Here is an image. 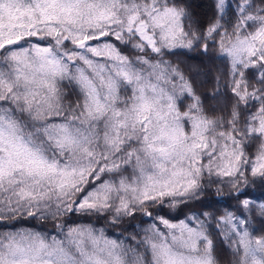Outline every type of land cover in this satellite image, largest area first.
Listing matches in <instances>:
<instances>
[{
    "label": "clouds",
    "instance_id": "clouds-1",
    "mask_svg": "<svg viewBox=\"0 0 264 264\" xmlns=\"http://www.w3.org/2000/svg\"><path fill=\"white\" fill-rule=\"evenodd\" d=\"M87 3L104 10L106 18L84 25L85 34L97 37L86 47L77 48L71 42L57 46L55 40H27L20 48L0 50V74L5 81L0 90V116L4 118L0 131V159L4 162L0 207L7 209L11 200V205L19 209L0 216V250L6 252L3 246L9 243L12 233L54 232L52 236L62 238L70 227L87 226L95 234L103 232L106 239L117 242L121 264H163L147 242L154 235L152 230L163 233L167 243L183 255H203L208 251L206 242L200 243L198 252H190L174 243V233L161 223L167 220L179 224L198 217L205 221V231L212 241L208 252L212 264H241L234 245L220 232L216 218L223 213L222 206L230 201L237 182L248 181L254 191L257 186L264 190L261 175L253 176L250 171L256 159L264 155V131H256L259 125L251 121L253 112L264 108L259 100L264 96L259 91L264 89V83L253 82V90L259 92L255 100L241 102L233 95L218 42L236 32L238 26L245 33L264 27L260 23L246 27L247 15H264V0H233L231 4L224 0L222 12L217 10L215 0L214 9L203 18L193 16L187 0ZM242 3L249 6L244 16ZM165 9L181 13L179 21L185 36L193 40L191 48L173 46L162 39L166 29L155 20ZM214 25L219 26V34L208 37V29ZM197 42L201 47H196ZM36 43L54 49L68 66L62 75L48 78L51 87L41 83L40 74L31 81V71L22 66L17 80L18 66L9 58L11 51ZM205 44L210 45L207 51ZM90 49H97L99 54ZM186 56L198 57L200 64H190ZM155 65L177 70L190 83L191 93L181 91L179 81L171 76L159 79L153 72ZM194 69L203 75H194ZM23 74L30 81H25ZM9 84L11 91L7 90ZM169 95L175 105L172 110L168 107L172 103L167 99ZM145 100L153 105L150 111L143 110ZM49 122L67 125L74 143L49 139L44 133ZM85 150L92 153L91 163ZM234 153L242 154L238 173ZM41 161L57 163L61 168L71 165L77 175L47 176ZM80 167L101 171L95 175L86 171L80 177ZM229 171L231 175L226 174ZM65 181L78 184V188L57 190ZM105 185L107 189H102ZM85 189L101 190L99 204L104 206L81 211L77 205L75 212L57 216L26 214L30 206L36 208L37 201L44 207L55 204L58 197L61 203L70 201L74 205ZM31 191L36 193L35 200L19 199ZM42 193L46 198H41ZM252 223L260 226L259 221ZM84 247L89 255L93 253L90 244ZM96 255L109 260L106 251ZM73 256L77 264H83L85 257L76 250Z\"/></svg>",
    "mask_w": 264,
    "mask_h": 264
},
{
    "label": "snow or ice",
    "instance_id": "snow-or-ice-1",
    "mask_svg": "<svg viewBox=\"0 0 264 264\" xmlns=\"http://www.w3.org/2000/svg\"><path fill=\"white\" fill-rule=\"evenodd\" d=\"M218 5L217 10L222 12L224 0H218ZM240 10L242 16L246 15L249 10L248 4L242 3ZM180 15L181 13L175 9H165L155 22L166 29L162 39L169 40L173 46L179 44L181 47L191 48L193 40L186 38L184 28L179 21ZM105 18L104 10L95 9L93 5L87 3V0H30L28 3H25V0H0V50L20 48L21 43L27 40H48L49 43L55 40L57 46L71 42L77 48H84L90 41L94 42L97 39V37L85 34L87 30L84 25L92 21L99 22ZM247 21V28H252L257 23L264 24V15H247ZM60 26H63L62 30ZM218 34L219 26L214 25L208 29V37ZM105 35L107 34L105 33ZM149 42L154 44V41L149 40ZM196 47H201L199 42ZM209 47L210 45H203L204 51H207ZM218 48L223 57L221 63L225 65V74L231 77L233 95L241 102L255 100L259 96V92L253 90V82L264 83V27H260L254 33H245L238 26L237 31L232 35H225L219 40ZM153 50L158 52L159 48L154 47ZM90 51L99 54L97 49H90ZM9 58L18 66L17 80L21 78L20 68L22 66L31 71V81H35L36 74H40L43 77L41 83L49 87L51 85L48 84V78L62 75L68 67L58 58L54 49L41 46L39 43L33 44L30 48L11 51ZM68 59L71 57L69 56ZM81 59L89 63L85 57L81 56ZM209 59L215 63L213 57H209ZM78 72L85 84L89 85L90 81L84 77L82 70L78 69ZM153 72L159 79L173 77L179 81L181 91L185 94L191 93L190 83L186 82L184 76L170 66L155 65ZM23 78L25 81H30L27 74H23ZM4 83L3 75L0 74V90L3 89ZM173 86L176 87V85ZM11 88L12 86L9 84L7 90L11 91ZM153 90H155L154 86ZM52 91L54 92V89ZM259 91L264 92V89ZM167 99L170 102L173 101L171 95ZM259 100L264 103V96H259ZM174 106V102L169 103V110H172ZM51 107L49 105V108ZM142 107L143 110L150 111L153 105L145 100ZM3 119L0 116V131H2ZM52 119L56 118H50V121ZM141 119L146 120L147 117H141ZM251 121L253 124L259 125L256 131H264V108H261L259 112L254 111ZM44 133L48 135L49 139L55 138L57 142L63 140L66 144L74 143L67 125L49 122L44 128ZM2 150L0 148V151ZM85 154L88 155L91 163L92 153L85 150ZM233 155H235L236 161L235 170L238 173V163L242 154L234 153ZM11 163L10 160L9 164ZM41 163L46 169L47 176L75 178L77 175V169L71 165L61 168L57 163L49 164L45 161H41ZM114 167L116 166L113 165ZM111 170L110 168L109 171ZM86 171L95 175L101 169L97 168L93 171L88 167H80L79 176L83 177ZM250 171L253 176L260 174L261 183L264 184V155L256 159ZM11 174L9 171L8 175ZM226 174L231 175V171ZM3 175L4 162L0 159V180ZM107 187V185L102 186V189H107ZM66 188L75 190L78 188V184L65 181L57 186V190L62 192ZM41 198H46V194L42 193ZM19 199L35 200L36 193L31 191L21 194ZM100 199L101 190L88 192L85 189L74 205L70 201L66 202L71 207L61 203V197H58L55 204H46L44 207H40V202L37 201L36 208L32 209L30 206L26 214L29 216L40 215L41 217L45 214L57 216L62 212H75L77 205L81 211L95 209L98 206H104L99 204ZM103 199H107V197L104 196ZM230 201V206L216 218L220 232L230 245H234V254L240 257L241 264H264V197L257 195L251 184L244 181L235 184ZM7 203L9 205L7 209L0 207V216L4 215L5 211H19L18 208L11 205V200ZM252 221H259L260 226H253ZM161 223L174 233L172 236L174 243H179L181 247L190 252H198L200 243L206 242L208 251L203 255H183L167 243V238L163 233L153 229L154 235L149 237L147 242L158 261H162L163 264H212L211 256L208 254L212 249V241L208 239V234L205 231V221L198 217H192L179 224L169 223L167 220H162ZM8 239L9 243L3 246L6 248V252L0 250V264H77L73 250L85 257L83 264H121V258L116 253V249L120 247L117 242L106 239L103 232L99 235L95 234V231L87 226L70 227L62 238L39 232H25L9 234ZM86 243L94 249L91 255L84 247ZM104 251L108 253V261L96 255L97 252Z\"/></svg>",
    "mask_w": 264,
    "mask_h": 264
},
{
    "label": "trees",
    "instance_id": "trees-1",
    "mask_svg": "<svg viewBox=\"0 0 264 264\" xmlns=\"http://www.w3.org/2000/svg\"><path fill=\"white\" fill-rule=\"evenodd\" d=\"M233 0H229V4H231ZM187 3L189 5V8L193 14V16L198 18L207 17L208 14L214 9L215 7V0H187ZM185 59L193 65L200 64V60L198 57H192V56H186ZM194 75H203L199 71V69L193 70ZM255 193L261 197H264V190L260 188V186H257L255 189ZM231 204V201H228V203L224 204L222 207L228 208ZM40 230V229H37ZM55 233H50V235H54ZM111 235V233H109Z\"/></svg>",
    "mask_w": 264,
    "mask_h": 264
}]
</instances>
